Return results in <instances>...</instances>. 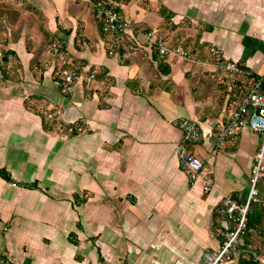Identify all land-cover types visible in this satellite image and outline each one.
Listing matches in <instances>:
<instances>
[{
	"label": "crops",
	"instance_id": "obj_1",
	"mask_svg": "<svg viewBox=\"0 0 264 264\" xmlns=\"http://www.w3.org/2000/svg\"><path fill=\"white\" fill-rule=\"evenodd\" d=\"M116 3L134 28L154 30L189 56L162 59L129 31L135 49L120 61L86 1L0 0V46L15 57L11 71H0L1 256L22 264H210L222 241L217 207L224 195L248 193L261 137L245 129L216 146L228 77L203 61L214 62L210 48H218L225 61L264 75V0ZM56 39L82 72L96 73L97 91L82 83L62 91L50 52ZM52 109L80 130L55 132L45 117ZM181 117L200 125L202 140L189 148L206 164L209 191L181 165ZM260 192L264 198V186ZM262 241L248 231L220 264H247Z\"/></svg>",
	"mask_w": 264,
	"mask_h": 264
},
{
	"label": "built area",
	"instance_id": "obj_2",
	"mask_svg": "<svg viewBox=\"0 0 264 264\" xmlns=\"http://www.w3.org/2000/svg\"><path fill=\"white\" fill-rule=\"evenodd\" d=\"M94 9L101 19L102 31L111 43L110 53H118L120 61L126 60L134 51V45L126 35L131 31L134 35H143L144 40L158 52L164 59L168 54L187 58L189 52L182 48L171 50L166 38L154 30H140L134 28L131 21L126 19L118 9L116 0H84ZM0 43L2 38L0 37ZM214 59V66L218 72L226 74L230 87L229 99L225 107V118L216 122L215 144L223 147L229 141H237L241 132L245 129L259 135L261 143L254 157V165L251 169L249 190L245 197L241 195H224L216 212L219 216L217 233L222 238L221 245L210 256V264H220L222 261H230L239 247L242 236L252 230L261 236L263 241L254 248L253 257L257 264H264V229H250L249 215L252 205L257 204L264 208V198L261 195L259 184L264 179V75H256L253 70L242 61H225L221 49L210 48ZM50 52L59 60L60 66L55 76L60 79L62 91L71 92L77 83L85 84L92 88L98 80L96 73H84L75 66L66 53L64 41L56 39L50 45ZM212 63V62H211ZM0 65L7 71L15 67L13 53L0 46ZM56 112L48 115L50 127L60 128L61 132L73 133L79 129L80 124L69 126L65 122L57 123ZM183 133V144L178 148V155L184 171L187 173L190 183H195L202 178L204 190L212 189L214 182L205 172L206 164L199 156L190 150L189 144L202 140L200 125L195 119L181 117L174 121ZM80 130V129H79ZM0 264H22L16 256L4 257L0 255Z\"/></svg>",
	"mask_w": 264,
	"mask_h": 264
},
{
	"label": "trees",
	"instance_id": "obj_3",
	"mask_svg": "<svg viewBox=\"0 0 264 264\" xmlns=\"http://www.w3.org/2000/svg\"><path fill=\"white\" fill-rule=\"evenodd\" d=\"M8 51L13 53L10 49ZM1 70H4V68L0 65V71ZM249 228L250 229L251 228L252 229L253 228L254 229L260 228V230L264 229V208L257 205V204L252 205L250 215H249ZM246 263L247 264H257V262L255 261L253 256H252V258H249L246 261Z\"/></svg>",
	"mask_w": 264,
	"mask_h": 264
},
{
	"label": "rangeland",
	"instance_id": "obj_4",
	"mask_svg": "<svg viewBox=\"0 0 264 264\" xmlns=\"http://www.w3.org/2000/svg\"><path fill=\"white\" fill-rule=\"evenodd\" d=\"M168 45V44H167ZM203 63L204 64H210L211 65V62L209 61V60H204L203 61ZM212 64H213V62H212ZM214 65V64H213ZM97 82H98V80L95 82V83H92L93 84V87L92 88H88L87 87V90H88V92H92V91H97L99 88H98V85H97ZM61 84V83H60ZM229 90H230V87H229ZM230 92V91H229ZM228 99H229V95H228ZM228 99L226 100V102H225V107H226V103H227V101H228ZM53 112H56V119H55V121H57V123H61V122H65V121H63L62 120V118H58L59 117V115H60V113H59V111L58 110H48L47 112H46V118H47V120L49 121V119H48V115L49 114H52ZM224 112H225V108H224ZM223 118V117H222ZM50 123V122H49ZM66 124H69V126H73V125H75V124H77V123H79V121L78 122H75V123H70V122H68V121H66L65 122ZM80 128V127H79ZM53 130H56L55 132H60L61 130H60V128H58V129H54L53 128ZM62 133L63 132H60V134L62 135ZM73 133L71 132V133H67V135H72ZM63 135H64V133H63ZM264 186V179H262L261 180V182H260V184H259V189H260V191H261V187L262 186ZM249 190V189H248ZM12 257V256H11ZM14 257V256H13ZM8 258V257H7Z\"/></svg>",
	"mask_w": 264,
	"mask_h": 264
}]
</instances>
